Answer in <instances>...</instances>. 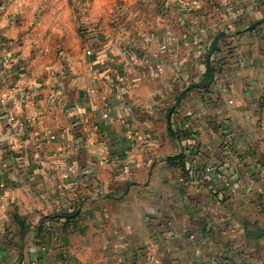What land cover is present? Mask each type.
Here are the masks:
<instances>
[{"label":"crops","instance_id":"crops-1","mask_svg":"<svg viewBox=\"0 0 264 264\" xmlns=\"http://www.w3.org/2000/svg\"><path fill=\"white\" fill-rule=\"evenodd\" d=\"M187 1L121 0L110 17L103 9L96 29L117 54L109 65L106 45L59 58L38 35L42 23L29 21L35 6L13 11L16 0H0V95L45 81L43 100L17 112L20 130L25 116L42 115L17 147L6 121L14 111L0 105V264H264V0L198 11ZM228 25L235 33L210 54ZM147 33L155 40L136 57L119 54L127 42L144 47ZM165 44L172 51L159 54ZM49 65L70 82L48 78ZM110 71L144 78L124 94L109 87ZM63 91L61 106L52 98ZM179 155L183 165L168 159ZM54 158L73 167L69 178Z\"/></svg>","mask_w":264,"mask_h":264},{"label":"built area","instance_id":"built-area-1","mask_svg":"<svg viewBox=\"0 0 264 264\" xmlns=\"http://www.w3.org/2000/svg\"><path fill=\"white\" fill-rule=\"evenodd\" d=\"M218 0H189L187 2H182L183 5L187 8V10L190 11H198L201 10L205 4L208 3H214ZM84 33H86V49H85V54L87 56H94L97 53L102 54L103 48L105 47V45L107 46V50L112 54V56L109 57L108 63L107 64H112L116 61V56L117 54L114 53V46L113 43L110 42L109 40V35L102 33L101 31H99L98 29H96V26H92V28H90L89 26L87 28H84ZM234 27L232 25H228L224 31L226 32H234ZM167 36L169 37H173L174 33L172 31V29H167L166 33ZM188 36L186 34L183 35V38H187ZM144 39V47L142 44H138L136 43V41H132V42H127L125 44H122L118 49L120 50L119 54L127 57V58H134L138 55V53L140 52L139 49L140 48H147V46H149L154 40V36L147 33L143 36ZM139 46V48H138ZM172 46L170 45H160L159 49H158V53H169L172 51ZM11 55H5L2 57V62L5 66H10L12 65L13 61L11 59ZM106 64V65H107ZM109 65H107L106 69L107 70H111L109 68ZM23 66V65H21ZM91 68H94V64H91ZM156 68L158 71H162L163 67L161 65H156ZM45 71L48 75V78H59V82L63 83L64 86V80L65 79V84L67 82H70V77L68 74H66V72L64 70H56V68L53 65H49L45 68ZM111 73H107L106 76V80L107 83L109 85V87L111 88L112 91L118 90L123 92L124 94L128 93L131 89H133L134 87H136L138 84H140L144 78V73H136V74H132V75H128L127 73L123 72V73H115L112 71H110ZM63 77V78H62ZM32 82L31 84L25 88V89H18L15 86H10L8 85L6 87V93L3 95H0V105L2 106H10V108L14 111L11 114H9L7 116V123L8 126H10V130H11V140H9V144L11 147H17L19 145V138L18 135L19 133L23 132L26 127L28 126V123L33 121V120H40L42 115L41 113L38 111L37 114H35L32 117H26L24 118V124L22 126V130H20L15 124L17 121V117L18 111H23L26 107H30V105L38 102V101H42L43 98V89L45 86V81H43V78L41 77H36V78H31ZM33 81H35V83H33ZM92 92H95V90H91ZM54 98H52L54 100V102H56L57 104L64 106L67 103V94L63 93L60 94V96H58L57 94L53 95ZM104 118L109 119L110 115L108 112H105L104 114ZM37 140V142L40 143H45L48 145L50 144H54L57 141V135L56 134H50L48 139L45 140L44 142L41 141V139H35ZM39 146V145H38ZM57 154L56 151L53 152V156L55 157ZM125 154L127 155L128 152L125 151ZM52 166L55 170L60 171V175L63 178H69L73 172V167L69 166L66 167L65 169L61 167V161L54 158L53 162H52ZM62 169V170H61ZM216 168L215 166H207L205 168V175L208 176H212V175H216ZM5 188V183L1 182L0 183V198H3V189ZM31 264H38L36 261L31 262Z\"/></svg>","mask_w":264,"mask_h":264},{"label":"rangeland","instance_id":"rangeland-1","mask_svg":"<svg viewBox=\"0 0 264 264\" xmlns=\"http://www.w3.org/2000/svg\"><path fill=\"white\" fill-rule=\"evenodd\" d=\"M119 2L121 0H115L110 5L111 11L106 10L109 17L116 13ZM31 4L37 11L29 21L32 19V23H42L38 30L39 37H48L46 46L62 59H69L76 47L85 53L87 37L84 28H98L105 17L103 10L93 17V6L87 0H67L63 6L62 0H32Z\"/></svg>","mask_w":264,"mask_h":264},{"label":"clouds","instance_id":"clouds-1","mask_svg":"<svg viewBox=\"0 0 264 264\" xmlns=\"http://www.w3.org/2000/svg\"><path fill=\"white\" fill-rule=\"evenodd\" d=\"M78 2H79V0H78ZM28 3H32V0H16V5H15V8L13 9V11L19 10L21 5L28 4ZM66 3H67V0H62L61 6H63V4H66ZM87 3L93 6V17H95L103 9H107V10L111 11L110 5L115 3V0H87ZM2 26H3V24L0 23V27H2ZM25 52H27V49L25 50ZM33 83H35V81H33ZM81 111H83V109H81ZM3 211L4 210L2 208H0V213H2Z\"/></svg>","mask_w":264,"mask_h":264},{"label":"water","instance_id":"water-1","mask_svg":"<svg viewBox=\"0 0 264 264\" xmlns=\"http://www.w3.org/2000/svg\"><path fill=\"white\" fill-rule=\"evenodd\" d=\"M225 34H226V31L222 30L221 32H219V33L215 36V38L213 39V42H212V44H211L210 54H212V53L218 48L219 40H220V38H221L222 36H224ZM211 81H212V74H211V78H210V80H208L207 82L194 83V84H192L191 86H189L188 88H186V89H185V90H184V91L178 96V98H177L175 104L172 106V108H171V110H170V112H169V115L171 114V112L173 111L174 108H176V107L179 106L180 101H181V99H182V97H183V95H184V93H185L186 91H188V90H190V89H192V88H194V87H196V86H202V85H204V84H209V83H211Z\"/></svg>","mask_w":264,"mask_h":264},{"label":"trees","instance_id":"trees-1","mask_svg":"<svg viewBox=\"0 0 264 264\" xmlns=\"http://www.w3.org/2000/svg\"><path fill=\"white\" fill-rule=\"evenodd\" d=\"M209 53V50L205 53L206 55ZM183 155H179V156H176V157H169L168 159L169 160H175L177 159L179 161L180 164L183 165L184 161H183Z\"/></svg>","mask_w":264,"mask_h":264}]
</instances>
